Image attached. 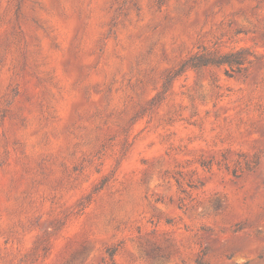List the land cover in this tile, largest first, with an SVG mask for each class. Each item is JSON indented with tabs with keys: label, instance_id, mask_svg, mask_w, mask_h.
<instances>
[{
	"label": "rangeland",
	"instance_id": "rangeland-1",
	"mask_svg": "<svg viewBox=\"0 0 264 264\" xmlns=\"http://www.w3.org/2000/svg\"><path fill=\"white\" fill-rule=\"evenodd\" d=\"M0 264H264V0H0Z\"/></svg>",
	"mask_w": 264,
	"mask_h": 264
},
{
	"label": "trees",
	"instance_id": "trees-1",
	"mask_svg": "<svg viewBox=\"0 0 264 264\" xmlns=\"http://www.w3.org/2000/svg\"><path fill=\"white\" fill-rule=\"evenodd\" d=\"M192 59V62H189V60ZM246 61V51L243 49L232 51L229 53H218V52H203L200 54H194L190 56L186 60V64L191 67H199L202 65H221V64H227V65H241ZM113 253L110 252L109 255L111 256Z\"/></svg>",
	"mask_w": 264,
	"mask_h": 264
}]
</instances>
